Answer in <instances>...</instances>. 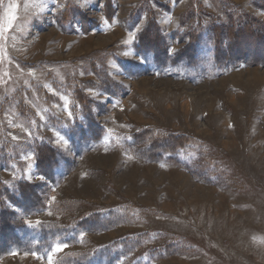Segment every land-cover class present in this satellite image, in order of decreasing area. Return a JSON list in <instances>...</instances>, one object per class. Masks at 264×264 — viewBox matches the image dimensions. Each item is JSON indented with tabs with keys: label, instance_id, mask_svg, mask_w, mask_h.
I'll return each instance as SVG.
<instances>
[{
	"label": "rangeland",
	"instance_id": "rangeland-1",
	"mask_svg": "<svg viewBox=\"0 0 264 264\" xmlns=\"http://www.w3.org/2000/svg\"><path fill=\"white\" fill-rule=\"evenodd\" d=\"M149 16L169 56L200 19L195 61L159 66L139 54ZM246 16L264 24V4L0 0V183L38 185L44 207L9 205L41 259L12 251L0 264H48L49 254L52 264H264V66L214 61V26ZM141 128L195 144L176 161H147L132 139ZM39 143L52 149L50 180L36 179ZM110 210L123 219L116 227H76ZM125 237L141 238L133 255L103 250Z\"/></svg>",
	"mask_w": 264,
	"mask_h": 264
},
{
	"label": "trees",
	"instance_id": "trees-1",
	"mask_svg": "<svg viewBox=\"0 0 264 264\" xmlns=\"http://www.w3.org/2000/svg\"><path fill=\"white\" fill-rule=\"evenodd\" d=\"M256 2L264 4V0H256ZM151 18L150 16L148 17L146 26L137 36L135 50L139 54L143 52L152 53L154 63L159 66L173 64L179 60H186L189 64L194 62L196 57L195 47L199 38V32L201 31L202 21L198 19L195 23L196 25L193 27L194 29H191L189 32L187 44L175 56H169L164 37ZM212 33L214 35L215 62L219 64H238L240 62L248 64L250 62V65L264 66V24L257 23L254 19L246 16L238 23L232 19L227 27L215 25ZM225 40L231 42L234 46L232 48L231 46L221 48L220 42ZM80 101L84 102V100ZM84 110L83 113L87 116L88 121L91 122L90 124L93 125V119ZM93 131L95 134L94 138L97 139L103 130L95 128ZM132 139L137 141V143L146 144L142 157L151 162H160L161 160L176 161L174 157L176 154L186 152L190 145L195 144V139L189 136L172 132H156L153 128H141L132 135ZM36 154L38 174L50 180L49 174L51 169L54 168L52 149L45 143H39L36 145ZM45 165L47 169L44 168ZM36 186L38 185L23 182L17 183L16 188L11 190L3 183H0V257L12 251L20 253L36 252L28 247L30 244L24 242L18 236L22 225L17 214L9 207V205L13 206L14 208L21 209L23 212L43 209L44 207ZM119 210L121 209L119 208ZM116 213L110 210L105 215L104 211L89 214L86 217H82L76 227H88L91 228V231L94 230L95 232L109 230L123 222V219L118 215L116 216ZM99 214L101 215L99 216ZM121 214L123 216V213ZM140 241L141 238L125 237L112 244H108L107 249L105 247L103 250L108 251L113 248L117 249L118 247L124 249L131 248L132 250L127 251V253L132 254L134 248L141 244ZM22 244H27V247H23ZM168 249H170V246ZM156 252L155 250L152 251L149 253V256L156 255ZM79 260L83 261V258L72 259V257H65L62 261L65 264H78ZM105 264H111L109 257L105 259Z\"/></svg>",
	"mask_w": 264,
	"mask_h": 264
},
{
	"label": "snow or ice",
	"instance_id": "snow-or-ice-1",
	"mask_svg": "<svg viewBox=\"0 0 264 264\" xmlns=\"http://www.w3.org/2000/svg\"><path fill=\"white\" fill-rule=\"evenodd\" d=\"M9 19H10V21H11V20H14L15 17H14V16H11ZM133 39H134V37H131V36H130L129 41H127V43H130ZM69 115H71V113H69ZM41 119H43L42 116H41ZM13 139H15V137H13ZM129 158L131 159V157H129ZM28 159H32V157L29 156ZM36 179H38V180H40V181H43V180H44V177H43V176H38V177H36ZM51 199L54 201V200H55V197H52ZM48 215H51V212H49ZM26 223L28 224L29 227H34L35 225H39V224H41L42 222L39 221V220H37V221L35 222V225H33L31 221H26ZM83 235H84V234L82 233L81 236H83ZM67 246H68L67 244H63V245H59V244H58V245L56 246V248H55V251L59 252V251L62 250V248H66ZM16 254H17V253H15V252L13 253V255H16ZM31 255H33L36 259H41V257L38 256L35 252L31 253ZM47 259H48V264H52V256H51V254H49V256H48Z\"/></svg>",
	"mask_w": 264,
	"mask_h": 264
}]
</instances>
